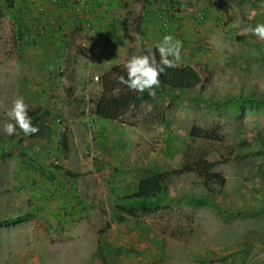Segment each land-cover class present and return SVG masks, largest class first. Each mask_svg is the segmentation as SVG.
<instances>
[{
  "label": "rangeland",
  "instance_id": "1",
  "mask_svg": "<svg viewBox=\"0 0 264 264\" xmlns=\"http://www.w3.org/2000/svg\"><path fill=\"white\" fill-rule=\"evenodd\" d=\"M9 1L0 264H264V40L247 32L264 22V0ZM168 33L183 44L175 63L202 84H160L120 120L97 116L102 76ZM21 95L39 131L7 136L6 110ZM195 126L217 139L193 137ZM199 158L225 184L176 173ZM156 174L162 192L136 198Z\"/></svg>",
  "mask_w": 264,
  "mask_h": 264
},
{
  "label": "trees",
  "instance_id": "2",
  "mask_svg": "<svg viewBox=\"0 0 264 264\" xmlns=\"http://www.w3.org/2000/svg\"><path fill=\"white\" fill-rule=\"evenodd\" d=\"M11 4V0L9 1ZM3 15L0 9V17ZM156 52V50L154 51ZM157 59L159 54L157 53ZM175 63V62H174ZM125 74V68L117 67L112 72L102 76V92L100 96L93 101L95 114L106 120H120L121 117L139 100L140 93H137L121 84L119 77ZM203 75L192 66L177 65L166 69L161 77V85L170 90H186L193 89L202 84ZM191 135L195 138L217 139L218 136L211 134L209 131L201 127H193ZM194 172L200 177L204 185L225 184V177L222 173L213 170L212 164L204 159L199 158L195 161H186L182 168L176 173ZM165 180L164 174H156L153 177L146 178L139 183V193L136 198L149 200L160 194L163 189ZM18 218H6L2 222L4 224H12Z\"/></svg>",
  "mask_w": 264,
  "mask_h": 264
},
{
  "label": "clouds",
  "instance_id": "3",
  "mask_svg": "<svg viewBox=\"0 0 264 264\" xmlns=\"http://www.w3.org/2000/svg\"><path fill=\"white\" fill-rule=\"evenodd\" d=\"M247 32L264 40V22L248 25ZM182 41L168 33L155 45L156 52L145 49L141 54H133L125 64V74L119 77L121 84L127 88L143 93L146 90L155 95V89L161 84V77L166 69L175 67V61L181 59ZM157 53L159 59H157ZM8 119L3 122V132L13 136L22 132L25 136L37 133L39 128L32 122L29 115V104L25 98L17 96L12 100L11 106L6 110ZM19 130V131H18Z\"/></svg>",
  "mask_w": 264,
  "mask_h": 264
},
{
  "label": "built area",
  "instance_id": "4",
  "mask_svg": "<svg viewBox=\"0 0 264 264\" xmlns=\"http://www.w3.org/2000/svg\"><path fill=\"white\" fill-rule=\"evenodd\" d=\"M80 7H81L80 5H76V10L79 11V10H80ZM51 24H52V23H51ZM52 26H53L54 28H56V30L61 29V25H60V23H59V24L56 23V24H54V25L52 24Z\"/></svg>",
  "mask_w": 264,
  "mask_h": 264
}]
</instances>
